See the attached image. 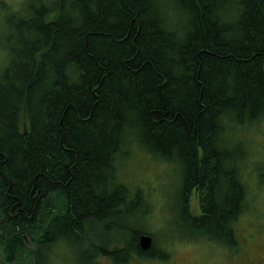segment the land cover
Returning a JSON list of instances; mask_svg holds the SVG:
<instances>
[{"label": "trees", "instance_id": "obj_1", "mask_svg": "<svg viewBox=\"0 0 264 264\" xmlns=\"http://www.w3.org/2000/svg\"><path fill=\"white\" fill-rule=\"evenodd\" d=\"M263 125L264 0H0V253L170 259L140 244L150 205L122 179L137 150L180 167L185 236L237 248L241 129ZM102 230L109 248L92 238Z\"/></svg>", "mask_w": 264, "mask_h": 264}, {"label": "rangeland", "instance_id": "obj_2", "mask_svg": "<svg viewBox=\"0 0 264 264\" xmlns=\"http://www.w3.org/2000/svg\"><path fill=\"white\" fill-rule=\"evenodd\" d=\"M2 1L15 8L30 2V0ZM242 129L241 135L248 141L246 149L249 148L250 155L241 168L244 181L250 190V199L249 208L237 219L236 229L240 235L237 248L231 249L214 240L202 238L199 240L185 236L176 225L171 208V201L177 195L180 167L137 150L133 156L130 154V157H125L128 161L122 169V179L132 190L140 188L144 192L145 199L150 205L149 217L146 220L147 230L152 233L157 247L166 248L171 257L168 260L132 259L128 264H264V125L262 128ZM240 140V136H237L233 145H237L238 142L240 147ZM191 208L194 213H200L195 193L191 199ZM111 235L102 230L98 234H93L92 238L98 245L106 248L111 246ZM26 244L29 248L33 247L28 238ZM56 247L62 251H73V247L66 244ZM24 253L27 251L24 250ZM12 256L14 255L6 256V253H0V264H31L26 256L9 259ZM72 259L76 262L73 256ZM99 264L112 263L102 257Z\"/></svg>", "mask_w": 264, "mask_h": 264}, {"label": "water", "instance_id": "obj_3", "mask_svg": "<svg viewBox=\"0 0 264 264\" xmlns=\"http://www.w3.org/2000/svg\"><path fill=\"white\" fill-rule=\"evenodd\" d=\"M140 244L144 250H150L154 244L153 236L149 234H143L140 237Z\"/></svg>", "mask_w": 264, "mask_h": 264}]
</instances>
